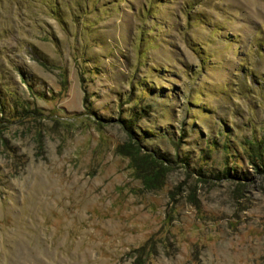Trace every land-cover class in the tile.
<instances>
[{
	"label": "rangeland",
	"instance_id": "rangeland-1",
	"mask_svg": "<svg viewBox=\"0 0 264 264\" xmlns=\"http://www.w3.org/2000/svg\"><path fill=\"white\" fill-rule=\"evenodd\" d=\"M261 164L264 0H0V264H264Z\"/></svg>",
	"mask_w": 264,
	"mask_h": 264
},
{
	"label": "trees",
	"instance_id": "trees-1",
	"mask_svg": "<svg viewBox=\"0 0 264 264\" xmlns=\"http://www.w3.org/2000/svg\"><path fill=\"white\" fill-rule=\"evenodd\" d=\"M132 124V123H129ZM127 148L128 152L131 154L133 159L137 162V164L140 166L141 171L144 175L148 177V181L153 184V181L156 179L157 181L162 180V177L165 176V174L168 172L169 168V160L163 155L160 154L157 151H153L152 153H140L139 150L140 146L138 142L135 139L131 140V137L127 139ZM126 144V145H127ZM259 160H261V157H259ZM261 170L264 171V164H261ZM264 173V172H263ZM160 183V181H159ZM145 245H141L138 248L134 250L136 256L140 257L144 253L152 254V248L145 249ZM135 256V257H136Z\"/></svg>",
	"mask_w": 264,
	"mask_h": 264
}]
</instances>
